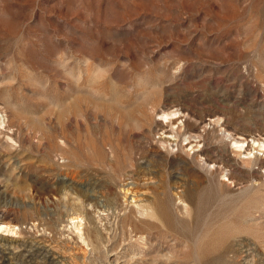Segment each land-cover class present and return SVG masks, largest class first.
<instances>
[{"label":"rangeland","instance_id":"374dc122","mask_svg":"<svg viewBox=\"0 0 264 264\" xmlns=\"http://www.w3.org/2000/svg\"><path fill=\"white\" fill-rule=\"evenodd\" d=\"M3 224L0 264H264V0H0Z\"/></svg>","mask_w":264,"mask_h":264},{"label":"bare ground","instance_id":"6f19581e","mask_svg":"<svg viewBox=\"0 0 264 264\" xmlns=\"http://www.w3.org/2000/svg\"><path fill=\"white\" fill-rule=\"evenodd\" d=\"M10 128V127H9ZM218 165V164H217ZM216 169V168H215ZM75 220H79V217H76V218H72V222L73 221H75ZM76 223V222H75ZM5 228V229H4ZM76 229L78 230V231H80L81 229L79 228V225L76 223ZM6 231V232H8V233H10V234H15V232H14V230H15V227L13 228L12 226H10V225H5V224H3V225H1V227H0V232L1 231ZM2 233V232H1ZM144 240V239H143ZM0 248H3V246L2 245H0ZM8 248V247H7ZM4 249V248H3ZM12 249V248H11ZM8 252V251H7ZM217 258V257H216ZM219 258V257H218ZM220 259H222V258H220ZM218 260V259H217ZM218 262V261H217ZM218 264V263H217Z\"/></svg>","mask_w":264,"mask_h":264}]
</instances>
